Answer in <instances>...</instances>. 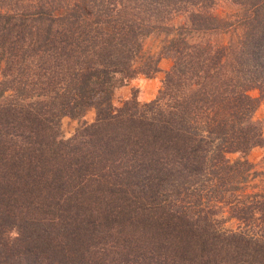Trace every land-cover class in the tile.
Returning a JSON list of instances; mask_svg holds the SVG:
<instances>
[{
	"label": "trees",
	"instance_id": "16d2710c",
	"mask_svg": "<svg viewBox=\"0 0 264 264\" xmlns=\"http://www.w3.org/2000/svg\"><path fill=\"white\" fill-rule=\"evenodd\" d=\"M152 34L165 39L143 58ZM169 53L155 99L113 103L122 76ZM252 88L264 0H0V264H264Z\"/></svg>",
	"mask_w": 264,
	"mask_h": 264
},
{
	"label": "rangeland",
	"instance_id": "374dc122",
	"mask_svg": "<svg viewBox=\"0 0 264 264\" xmlns=\"http://www.w3.org/2000/svg\"><path fill=\"white\" fill-rule=\"evenodd\" d=\"M239 12V8L231 3H220L216 6V13L221 16L236 14ZM178 18L176 22H180ZM241 29H237L233 32L220 35H205L195 38L196 40L215 42L218 39L224 41L235 40L240 35ZM164 35L152 34L146 37L143 41V58L149 54H157L163 44ZM143 61V59H142ZM141 61V62H142ZM139 62V63H141ZM173 64V58L171 53L163 55L158 63V70L152 76H146L142 73H135L130 76L124 77L121 85L113 88L112 101L116 106L123 104L125 100L135 99L140 104L149 102L156 98L159 88L161 87L162 80L166 75V72L171 68ZM250 95L258 98L259 103L254 113V118L260 125L264 136V95L261 94L260 88H252ZM96 111L93 106H88L84 112V119L88 122H92L95 118ZM79 121L72 116H65L60 122V135L62 138H70L78 129ZM232 159L236 158L238 154L229 155ZM248 159L255 165V170L261 171L264 169V145L255 146L252 148L248 155ZM250 186L254 190L258 188H264V177H255L250 181ZM248 191L252 189L247 188ZM228 215L226 208H224L220 214L217 215V219L221 222L222 228L225 229H238L239 223L234 219H226Z\"/></svg>",
	"mask_w": 264,
	"mask_h": 264
}]
</instances>
